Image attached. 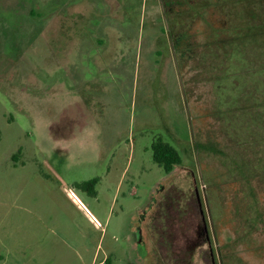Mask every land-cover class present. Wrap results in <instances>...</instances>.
<instances>
[{"label": "rangeland", "instance_id": "obj_1", "mask_svg": "<svg viewBox=\"0 0 264 264\" xmlns=\"http://www.w3.org/2000/svg\"><path fill=\"white\" fill-rule=\"evenodd\" d=\"M173 258L264 264V0H0V264Z\"/></svg>", "mask_w": 264, "mask_h": 264}, {"label": "trees", "instance_id": "obj_2", "mask_svg": "<svg viewBox=\"0 0 264 264\" xmlns=\"http://www.w3.org/2000/svg\"><path fill=\"white\" fill-rule=\"evenodd\" d=\"M152 159L153 161L161 166L165 173H170L175 165L180 164L181 158L177 150L169 143L157 138L152 144ZM98 182V178L94 177L84 181L79 187L89 195H94L96 193L95 186ZM185 251L191 252V245L189 247L188 242L185 241L183 244ZM188 248L190 251H188ZM172 264H191L190 259H172Z\"/></svg>", "mask_w": 264, "mask_h": 264}, {"label": "built area", "instance_id": "obj_3", "mask_svg": "<svg viewBox=\"0 0 264 264\" xmlns=\"http://www.w3.org/2000/svg\"><path fill=\"white\" fill-rule=\"evenodd\" d=\"M65 193L70 198V200L76 204L79 209L83 210V213L88 217L90 222L94 225V227L98 228L99 226L101 227V223L88 211V209L85 207V205L78 199L74 193V191L70 188L67 187L65 189ZM83 206V207H82ZM91 215V217H90Z\"/></svg>", "mask_w": 264, "mask_h": 264}, {"label": "crops", "instance_id": "obj_4", "mask_svg": "<svg viewBox=\"0 0 264 264\" xmlns=\"http://www.w3.org/2000/svg\"><path fill=\"white\" fill-rule=\"evenodd\" d=\"M172 171H174V169H173ZM172 171H171V172H172ZM168 174H170V173H168Z\"/></svg>", "mask_w": 264, "mask_h": 264}]
</instances>
